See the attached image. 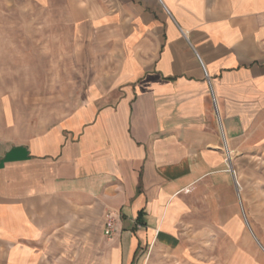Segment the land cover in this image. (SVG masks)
Listing matches in <instances>:
<instances>
[{"label":"crops","instance_id":"1","mask_svg":"<svg viewBox=\"0 0 264 264\" xmlns=\"http://www.w3.org/2000/svg\"><path fill=\"white\" fill-rule=\"evenodd\" d=\"M26 1L85 85L0 137V264H264V203L234 179L264 148V0Z\"/></svg>","mask_w":264,"mask_h":264},{"label":"rangeland","instance_id":"2","mask_svg":"<svg viewBox=\"0 0 264 264\" xmlns=\"http://www.w3.org/2000/svg\"><path fill=\"white\" fill-rule=\"evenodd\" d=\"M69 37L57 17L26 0H0L1 138L45 132L79 104L85 82L64 49ZM245 167L234 176L242 186L235 200L264 203V148Z\"/></svg>","mask_w":264,"mask_h":264},{"label":"built area","instance_id":"3","mask_svg":"<svg viewBox=\"0 0 264 264\" xmlns=\"http://www.w3.org/2000/svg\"><path fill=\"white\" fill-rule=\"evenodd\" d=\"M198 59L205 71L204 64L202 63L200 57H198ZM117 220L118 218L113 213H108L106 215L104 234H105V237L109 240L114 239L120 233V228L118 226Z\"/></svg>","mask_w":264,"mask_h":264}]
</instances>
